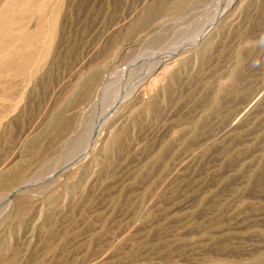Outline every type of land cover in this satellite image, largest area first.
<instances>
[{
  "label": "rangeland",
  "instance_id": "rangeland-1",
  "mask_svg": "<svg viewBox=\"0 0 264 264\" xmlns=\"http://www.w3.org/2000/svg\"><path fill=\"white\" fill-rule=\"evenodd\" d=\"M0 264H264V0H0Z\"/></svg>",
  "mask_w": 264,
  "mask_h": 264
},
{
  "label": "bare ground",
  "instance_id": "bare-ground-1",
  "mask_svg": "<svg viewBox=\"0 0 264 264\" xmlns=\"http://www.w3.org/2000/svg\"><path fill=\"white\" fill-rule=\"evenodd\" d=\"M242 1H243V0H242ZM235 2H236V1H235ZM230 3H231V2H230ZM236 3H237V2H236ZM236 6H237V5H236ZM229 7H230V6H229ZM232 7H233V6H232ZM227 8H228V7H227ZM228 9H229V8H228ZM237 9H238V8H237ZM220 10H221V9H220ZM231 10H232V9H231ZM231 10H230V11H231ZM221 11H222V10H221ZM230 11H229V13H230ZM222 15H223V14H222ZM225 20H226V19H225ZM219 21H220V20H219ZM223 21H224V20H223ZM223 21H222V23H223ZM227 21H228V20H227ZM227 21H226V22H227ZM218 24H220V23H218ZM224 24H225V23H224ZM211 26H212V24H211ZM215 26H217V25H215ZM221 26H222V25H221ZM225 27H226V26H225ZM207 30H208V29H207ZM207 30H206V31H207ZM205 33H206V32H205ZM205 33H204V34H205ZM219 33H220V32H219ZM180 48H181V47H180ZM4 54H5V53H4ZM10 54H11V53H10ZM7 55H9V54H7ZM4 56H5V55H4ZM173 56H174V55H173ZM173 56H172V57H173ZM5 59H6V58H5ZM162 64H163V60L160 61L159 65L162 66ZM165 65H166V64H165ZM160 66H159V67H160ZM163 66H164V65H163ZM161 68H162V67H161ZM159 70H160V69H159ZM147 71H148V70H147ZM154 72H155V71H154ZM154 72H153V73H154ZM95 130H96V129H95ZM94 133H95V132H94ZM112 133H113V131H112ZM100 135H101V134H100ZM90 137H91V136H90ZM92 138H93V137H92ZM90 142H91V141H90ZM90 147H91V146H90ZM56 177H57V176H56ZM15 258H16V257H15ZM10 261H11V260H10Z\"/></svg>",
  "mask_w": 264,
  "mask_h": 264
}]
</instances>
